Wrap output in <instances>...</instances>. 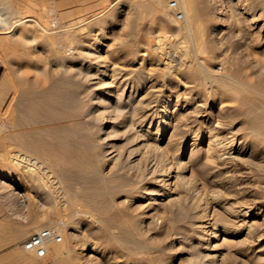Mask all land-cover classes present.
<instances>
[{
    "label": "rangeland",
    "instance_id": "374dc122",
    "mask_svg": "<svg viewBox=\"0 0 264 264\" xmlns=\"http://www.w3.org/2000/svg\"><path fill=\"white\" fill-rule=\"evenodd\" d=\"M120 1L105 0L98 8H93L90 0H0V17L3 18L0 26L4 31L0 37L11 40L0 44V84L5 87V93H0V193L12 203L21 205L26 215L33 216L34 229L29 237L43 229H55L62 237L61 242L49 245V253L45 258L26 253L34 264H264V240L257 241V236L264 233V138L250 133L249 119L245 113L252 102L261 105L264 102V39L261 38L264 34V0H194L200 12L196 39L177 30L185 25L186 18L184 22H172L169 10L167 20L149 17L136 29L141 13L139 2ZM26 15L46 28L76 26L75 31L80 33L84 41L82 47L86 53L92 52V59L81 62L92 64L93 102L94 95L98 96L103 89L104 72L109 75L106 82H124L127 91L138 89V99L143 97L147 100L151 92L157 90V98L162 106L171 97L170 111L177 110L174 115L178 116L179 122L169 129L160 147L167 155L170 152L168 162L172 164L171 175L174 177L170 181V188L186 208H170L163 198L154 205L141 197V188L149 186L153 189L155 185L150 183L148 177L141 179L136 176L142 169L130 170L124 154L131 147H139L136 159H140L144 151L143 143L137 140L128 144L126 128L116 123L128 117L129 113H125V117L120 120L115 112L112 115L105 108L99 110L111 114V122L118 134L107 137L109 139L105 141L94 135L93 130L89 138L82 127L80 131L76 129L68 133L70 146L86 153L84 157L76 153L72 158L73 162L69 164L72 179L69 182L61 178L59 170L65 161L56 155H45V150L41 148L36 152L40 156L34 155L32 160H40L39 164L43 162V169H40L49 188L36 178L31 181L36 182L37 189H30L26 185L25 179L29 173L25 172V167L16 165L13 158L19 146V151L24 154L20 143L14 139L15 135L41 130L43 139L55 144L60 131L44 129L54 126L59 128L63 123L58 119L49 122L47 118L53 116L46 115L44 101L37 104L40 118L45 117L41 119V124L23 128L15 123L20 115L16 108L18 91L23 88L36 91L47 89L52 82L60 79L59 67L51 58L52 47L44 45V41L36 37L33 30L27 31V25L15 27L16 21L26 18ZM209 15H214L213 19L215 16L219 18L213 20ZM253 18L255 24L251 23ZM3 24L8 28L6 31L11 30L9 34H5ZM153 46L158 48L153 50ZM68 49L74 51L70 46ZM183 56L187 62L190 61L189 64L193 62L190 69L180 66ZM81 62L77 61V67ZM165 63H168L169 68ZM196 69L206 79L185 75L190 70L197 72ZM75 72L67 76V81H73L79 87L80 80L76 78ZM242 72L247 77L243 81L239 80ZM177 101L179 105H176ZM215 101L222 103L220 108L214 109V115L220 116L222 122V136L235 140V148L243 150V153L236 154L241 159L232 171L224 170L235 185L233 189L228 186L227 178L223 181L216 179L217 166L215 168L214 164L210 176L206 175L209 167L205 158L207 140L204 122L209 117L206 115L210 111L207 105ZM197 106L198 110H194ZM173 132L175 135L172 136ZM171 136L170 141L168 139ZM101 148H106L113 155L122 153L118 164L101 160ZM218 182H222V185H217ZM66 186L70 190L68 193H65ZM84 188H92V193L93 190H104L92 208L82 205L76 198V194ZM65 197L67 200L63 199ZM222 201L236 203L234 205L240 202L241 206L251 210L252 217L242 218L225 210L220 204ZM192 203L199 205V209L195 211ZM90 213H98L101 222L98 223L93 215L91 218ZM196 213L197 219L205 223L204 226L208 225V228L197 227L194 221ZM249 227L255 233L254 239L247 236ZM261 243L263 248L259 245ZM92 246L95 252L89 253ZM54 249H62L64 254L55 255ZM86 255L90 256L89 259Z\"/></svg>",
    "mask_w": 264,
    "mask_h": 264
},
{
    "label": "bare ground",
    "instance_id": "6f19581e",
    "mask_svg": "<svg viewBox=\"0 0 264 264\" xmlns=\"http://www.w3.org/2000/svg\"><path fill=\"white\" fill-rule=\"evenodd\" d=\"M178 1H179L180 5H181L182 10L185 13L186 22H185V25L183 27H179L177 30L179 32L185 33V35L186 34L190 35L194 39L198 38L197 37L198 31L196 30L197 29L196 28V24H197V21L199 19V13L200 12L197 9V6L195 4L197 2L194 3V0H178ZM167 2H168V0H153V1L152 0H137L138 5L140 6L139 8H141L140 9L141 13L138 12V14L140 13V17L138 16L139 18L137 20L136 29H139L140 25L143 23V21L145 22V19H147L149 17H157V18H160L162 21L167 20L168 19L167 12L169 10ZM207 14H209V13L207 12L206 15ZM217 15H219V13ZM172 16L170 17L172 22L175 21V23H176V20H174V18ZM212 16H214V15H212ZM212 16H210V17H212ZM215 18H216V16H215ZM218 18H216V20ZM211 19H213V17ZM1 21H3V18L0 17V22ZM184 21H182V22H184ZM57 22H58V20H57ZM208 22H210V21L208 20ZM27 23H30V24H27ZM50 23H51V21H50ZM251 23L255 24L256 20L253 18L251 20ZM23 24L28 26V28H27L28 30L27 31L33 30L35 36L41 38V40L44 41V45L48 44V45H50L52 47V50H51L52 56H51V58H53L52 61L56 62L58 67H59L60 79H57L54 82H52V84H50V86L47 89L36 91L34 89H25V88H23L20 91H18L19 95L16 97L17 98V105L16 104L15 105H16V108L19 110L20 115H19L18 119L16 118L17 120H15V123H16V125L18 127H23V128L24 127L26 128L27 126H34V125H37L38 123L41 124L40 123L41 119L45 118V117L41 116L42 118H40L41 114H40V112L38 111V108H37V104L40 101H44L45 102V107L44 108H45V111H46V115H48L49 117L53 116V118L52 117H50V118L46 117L48 120H50L49 122H51V120L54 121V119H58V121L63 122V123H61L62 125L59 128H57V126L55 128V126H54V127H47V129H44V131H49V130L51 131V130H54V129L60 131L59 139L55 141V144H54V142L53 143L46 142L43 139V137H42L41 130H35V131L26 132V133H18V134L15 135L14 139L18 143H20V145L22 147V151H24V154H22V152L19 151L21 149L20 146H19V150H17V153L13 156V158L15 159L16 165H18L19 167H25L27 169V171H25V172L29 173V176H28V174H26L28 176V178L25 179L26 185H28V187L30 189H33V190L37 189L38 185L35 184L36 182L34 181L35 182L34 183V182L31 181V179H33V178L34 179L36 178L38 181L44 182V184L47 185L48 181L45 182L46 177L43 178V176H45V175H42L43 172L40 169L42 166H44L43 162H40L41 164H39L38 161H40V160H38V158H37L38 161H36V160L33 161L32 160V157L34 159V155L37 156L39 154V153L37 154L36 152L39 149H41V148L43 150H45V152H46L45 155H56L61 160L65 161L64 164L60 167L59 170H60L61 178L66 183L69 182L72 179L71 178V170L69 168V164L71 165V162H73L72 158L75 157L76 153H77L78 156H81V157L86 156V153H84V152L82 153V151L73 149L70 146L69 139H68V133L75 132L76 129H79V131H80L81 130L80 127H82V129L85 130V132H87V135L89 136V138L92 137V132L94 131L93 132L94 135H97L101 140H105L106 141V140L109 139V138L107 139V137H110L113 134H115V136H116V134H118V131H117V129H115V126L113 125V122H111L110 115L113 112H115V114L118 115L120 117V120H121V119H123V117H125L124 116L125 113H129L130 115L128 117H126L122 121L116 122V123L118 124V126H122V127L126 128V132L128 134V141H127V139H126V141L128 142V144L133 143V142H135L137 140L138 141H142V143H143L142 146L144 148V151L141 153L142 155L140 154L141 155L140 159H136V157L139 154L138 149H137L139 147H136V148H134V147L132 148L131 147V149L128 151V153L124 152L125 153L124 155L126 156V162H127V165H128L127 167L130 170L138 169L140 171V169H142L140 174L138 173V174H136V176H140L141 179L145 178V177H148V179L150 180V183L155 185L153 189H151L149 186L148 187L145 186V187L141 188V191H142L141 197H144V198L148 199L154 205H157V202L160 201V199L163 198V199L166 200L165 204L169 205L168 207H170V208H178L179 210H181L182 208H186L185 206H183L184 202L180 198L175 197L173 190L170 188V186L172 185V182H170V181H171L172 178H174L171 175V168H172L171 165L172 164L170 165V163L168 162L169 161L168 160V156H169L170 152L167 155L165 152H162V149L160 147V143L162 141H164L165 138H167L166 136H167V133L169 132V129L174 126L175 122H179L177 120L178 116H176V114L174 115V113L177 110H175L174 112L170 111L171 97H169V100L167 102H165V104L163 102L162 106H161L162 103H159L158 98H157V93H156V92H158L157 90H156V92H155V90H154V92H151V94L149 95L147 100H145L143 97H142V99H138L137 98L138 89H134V90L131 89L130 91H127V88H124V82L122 83L121 81L116 82L115 80H113V81L108 83V82H106L107 81L106 78L109 76L108 72L107 73L104 72V73H102V75H103L102 76L103 77V80H102L103 81V84H102L103 87L102 88L103 89L100 87L102 89V91L100 92V94L98 96L94 95L95 101L93 102L92 101V74H91L92 73V64L89 63V62L87 64L81 62V61H84L86 59L87 60L92 59V54H91L92 52L90 54L86 53V49L84 47H82V44H83L84 41L82 42V38L80 37V33L75 31V29H77L76 26L69 24L70 26H67V27L64 26V25H59L60 27L58 29H57V27H56V29H53L52 28L53 26H51V27L49 26L48 28H46L41 23H39L37 20L33 19L32 17L27 16L26 18H19L16 21V23H15V27L22 26ZM52 24H53V22H52ZM59 24H60V22H59ZM3 26H5V25L3 24ZM37 27H38V29H37ZM4 29H5V34H9L10 31H11V30L10 31H6V29H8V28H6V26H5ZM261 29H262V27H261ZM3 32L4 31H3V29H1V26H0V34H3ZM146 32H147V30H146ZM144 33H145V31H144ZM261 38L264 39V34H262ZM8 40H10V39H8ZM8 40H7V37L6 38L0 37V44L6 43ZM259 40H261V39H259ZM25 41H27V40H25ZM27 42H29V41H27ZM165 43H166V41H165ZM69 46H70V48H73L74 51L72 49L69 50L68 49ZM155 46H153L151 49H153V50L155 49L156 50L158 47L156 48ZM68 50L72 51V52H69ZM149 50H150V48H149ZM160 53H162V52H160ZM181 55H183V54H181ZM190 55L191 54H189V56ZM154 56H155V54H154ZM158 57H159V55H158ZM184 58H185L184 56L181 58L180 66L182 68H185V69L191 67V64L193 62L189 64L190 61L187 62ZM161 60H163V59H161ZM77 61L81 62L80 64L78 63L79 64L78 67L76 65ZM95 63L96 62H94V64ZM165 64H166V66H168L167 68H169L168 63H165ZM170 66H171V64H170ZM197 68H198V66H197ZM75 70H76V72H75L76 73V78L77 79L79 78L80 84H81V86H79V87L77 85H75L73 83V81H67V76L69 74H71ZM196 71L197 72H193V71L191 72V70H190L189 73L185 74V72H184V74L187 77L197 78V79H202V78L205 77V76H203L202 72L198 71V69H196ZM200 71H201V69H200ZM175 72H177V71H175ZM39 73H42V71L41 72L39 71ZM43 73H45V72H43ZM169 74H171V73H169ZM242 75H243V72L241 73V75H240L241 79H239V80L243 81L247 77L244 76V75L242 76ZM75 79H73V80H75ZM205 79H206V77H205ZM125 82H126V80H125ZM137 82H139V81H137ZM210 83H211V80H210ZM231 83H232V81H231ZM126 84H128V83H126ZM3 85L4 84H0V93L1 94L5 93V87ZM93 85H94V83H93ZM12 86H13V84H12ZM26 86L27 85H25V87ZM94 87H96V86H94ZM15 94H17V92ZM13 96H15V95H13ZM220 104H222V103H218V102L215 101L214 103L207 105V107L210 109V111L206 114L209 117L206 118L205 122H204L205 125H206L205 138L207 140V149L205 150V158H206V161H207V166L209 167V171L206 173V175H209L211 173L212 166L214 164L215 168L217 166V172H216L217 175H215L216 179L218 178L221 181H223V180H225L227 178L228 186L231 189H233L235 187V185H234V183H232V181H231L232 179H228V176H226V174H225L226 171H224V170L226 169L228 171V169H231V171H232V168L241 159V157L239 158L236 154L243 153V150H239V149L235 148V146H234V141L235 140L234 141L232 139L228 140L229 138L227 139L224 136H222V133H221V130H222L221 129V127H222L221 123L222 122L220 123V120H219L220 116L218 117V116L214 115V113H215L214 109L216 110V107L218 108ZM176 105H179L178 101H177ZM99 108L100 109L101 108L102 109L103 108L109 109L111 114H109V113L107 114L108 111L105 113V112L99 110ZM181 109H184V107H182ZM195 109L198 110V106L195 107L194 110ZM55 110L58 111V112L56 113ZM98 111H101V112L98 113ZM245 113H247L246 115H247V118L249 119V126H250V130H251L250 133L253 136H255V137L264 138V102H263L262 105L260 103H258V102H252L249 105V108L247 109V111ZM214 117H216V118L214 119ZM44 121H46V120H44ZM175 126H177V123H176ZM180 127H182V126H180ZM189 131H191V130H189ZM174 132L172 133V136H173ZM172 136L168 140L171 141ZM170 141L169 142L167 141L168 144L170 143ZM101 142H103V141H101ZM105 144H106V142H105ZM107 145H105V146L109 147L110 143L107 144ZM132 146H133V144H132ZM123 147H124V145H123ZM107 151L108 150L106 148L102 149V154L99 155L101 160L108 161V162L114 163V164H116V163L118 164V162L121 160L122 153L121 154L117 153L116 155H113L112 153H108ZM167 152H168V150H167ZM172 154H170V155H172ZM181 154H182V152H181ZM39 156L40 155H38V157ZM5 157L7 158V156H5ZM42 169H43V167H42ZM81 170H82V168H81ZM231 171H228V172H231ZM25 172L23 171V173H25ZM209 176L207 178H209ZM62 179H61V181H62ZM80 180H81V178H80ZM80 180H78V181H80ZM82 181H81V183H82ZM186 183L187 182H185L184 184H186ZM211 183H213V181H211ZM78 184L81 185L80 182H78ZM217 185L221 186L222 182L221 183L218 182ZM47 187H48V185H47ZM50 188H52V187H50ZM238 188H239V186H238ZM64 189H65V193H68L70 191L69 187H67V186ZM238 190H240V189H238ZM102 192H100L97 189L96 191L93 190V193H92V188L91 189H85L84 188V189L80 190L79 193L76 194V198L82 203V205L92 208V205H93L94 201H96L99 198V196H101ZM107 193H108V191H107ZM63 199L67 200L66 197L63 198ZM69 201H71V200H69ZM55 203H56V201H55ZM220 204H223V206L225 207V210L232 211V212L236 213L237 216H239V217H242V218L252 217V215L250 214L251 210H248L249 208H247V207H245L243 205L241 206L240 202H239L240 206H238L239 205L238 203H237L238 205H234L236 203L232 204L230 201H225V202L220 203ZM191 206L194 207L193 208L194 210L195 209L196 210L199 209L198 208L199 205H197L195 203H192ZM87 210H89V209H87ZM194 210H193V213L196 211V210L195 211ZM184 211H185V209H184ZM92 215H93V217H95V219L98 221V223L101 222V219H99V217H97V216H99L98 213H96V214H94V213L91 214L90 213L91 218H92ZM162 217H163V215H162ZM197 218L198 217H197V213H196L195 217H194V219H195L194 221H195V224L197 225V227L199 229H205V228L209 227L208 225L204 226L205 223L201 222ZM180 229H183V228H180ZM141 232H142V230H141ZM248 235L250 237H252L253 239L255 238L254 237L255 233H253V231H252V229L250 227H249V231L247 233V236ZM257 237H258L257 241H263L264 240V233L260 234ZM259 245L261 247L262 243L259 244ZM57 248L58 247H56V249ZM261 248H263V247H261ZM59 249H57V250H59ZM63 249H64V247H63ZM61 250L60 251H56L55 250L56 252L54 254L55 255H61L62 253L64 254V252L61 251ZM88 251H89V253L95 252V247L92 246ZM261 251L262 250H259L258 252H261ZM48 253H49V248H48ZM251 253H252V251H251ZM252 254H254V251H253ZM202 255H203V253H202ZM86 256L89 259L90 256H88V255H86ZM85 260H86V258H85ZM199 262H200V260H199ZM259 262H261V260Z\"/></svg>",
    "mask_w": 264,
    "mask_h": 264
},
{
    "label": "crops",
    "instance_id": "0c3cea01",
    "mask_svg": "<svg viewBox=\"0 0 264 264\" xmlns=\"http://www.w3.org/2000/svg\"><path fill=\"white\" fill-rule=\"evenodd\" d=\"M105 0H90L98 8ZM34 229L32 215L0 193V264H34L23 243ZM22 249V250H21Z\"/></svg>",
    "mask_w": 264,
    "mask_h": 264
},
{
    "label": "built area",
    "instance_id": "2783aa9c",
    "mask_svg": "<svg viewBox=\"0 0 264 264\" xmlns=\"http://www.w3.org/2000/svg\"><path fill=\"white\" fill-rule=\"evenodd\" d=\"M153 1V0H152ZM168 9L178 22L185 20V13L178 0H168ZM62 237L55 229H43L32 234L23 244L27 252L34 253L39 258H45L48 254L49 245L53 242H61Z\"/></svg>",
    "mask_w": 264,
    "mask_h": 264
},
{
    "label": "water",
    "instance_id": "95a60500",
    "mask_svg": "<svg viewBox=\"0 0 264 264\" xmlns=\"http://www.w3.org/2000/svg\"><path fill=\"white\" fill-rule=\"evenodd\" d=\"M2 70H0V76H1Z\"/></svg>",
    "mask_w": 264,
    "mask_h": 264
}]
</instances>
